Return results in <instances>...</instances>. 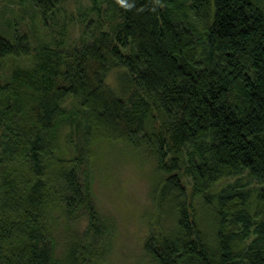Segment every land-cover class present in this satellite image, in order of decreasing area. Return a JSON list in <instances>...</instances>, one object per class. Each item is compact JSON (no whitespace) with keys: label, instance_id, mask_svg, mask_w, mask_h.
Listing matches in <instances>:
<instances>
[{"label":"trees","instance_id":"1","mask_svg":"<svg viewBox=\"0 0 264 264\" xmlns=\"http://www.w3.org/2000/svg\"><path fill=\"white\" fill-rule=\"evenodd\" d=\"M26 1L46 20L63 0ZM187 1L188 13H182V5L170 0H118L113 43L81 50L62 74L65 84L57 83L59 54L43 48L36 70L15 75L17 87H0V264H97V245L111 235L112 221L99 215L80 181L79 158L62 156L59 127L47 120L76 94L97 122L123 127L124 139L167 175L162 189L170 193L176 230L165 236L150 228L143 244L150 264H264V243L243 255L234 250L240 229L264 218V188L252 212L245 193L218 194L213 204L210 193L213 184L243 171L264 181V0ZM196 24L203 28L201 51ZM30 53L25 33L0 36V65ZM86 60L97 64L92 76ZM113 68L120 97L105 84ZM27 86L43 99L35 119L29 113L19 118ZM143 97L157 102L167 129L146 130ZM184 152L193 195L211 208L213 241L200 229L181 183ZM80 219L87 221L83 233L71 229ZM57 227L65 233L60 253Z\"/></svg>","mask_w":264,"mask_h":264},{"label":"rangeland","instance_id":"2","mask_svg":"<svg viewBox=\"0 0 264 264\" xmlns=\"http://www.w3.org/2000/svg\"><path fill=\"white\" fill-rule=\"evenodd\" d=\"M170 4H181L182 13L187 12V0H170ZM179 20H184L182 14H179ZM119 22L118 0H63L46 20L40 10L26 0H0V36L12 39L16 32L25 33L31 44L28 56L7 57L1 62L0 87H17L15 75L36 70L43 48L59 54L57 83L65 84L62 74L67 65H75L80 51L91 48L94 43L112 44ZM196 27L199 30L197 44L201 51L204 45L203 28L198 24ZM128 49H124V53H128ZM81 62L84 60L81 59ZM86 62L91 66L92 76L97 64L93 60ZM117 78L118 70L110 69L105 74V84L115 96L120 97ZM21 92L26 93L23 96L24 102L27 101L19 118H25L29 113L28 116L35 119L42 106L41 93L29 86L22 87ZM140 98L142 95L135 102L139 104ZM143 98L147 111L146 130L151 133L167 129L169 123L157 102ZM89 105L85 106L80 94L68 95L51 111L47 120L49 126L59 127L58 150L62 156L79 158V178L89 188L97 212L102 218L112 221L111 235L101 238L97 245L100 249L97 264H150L143 251L150 228L165 236L172 235L176 230V211L171 205L170 193L167 195L165 188L162 189L167 175L157 171L154 159L142 148H135L124 139L120 132L123 127H109L97 122ZM183 156L181 183L190 209H194L200 229L213 241L211 208L193 195L188 155L184 152ZM262 188L264 181L257 182L243 171L213 184L211 201L213 204L218 194L228 191L242 192L251 204L249 211L252 212L253 203ZM256 223L263 224L264 218L255 220L249 230L240 229V238L234 244L236 253L243 255L249 247L264 243V228L257 227ZM55 224L63 225V222L57 219ZM86 226V219H80L71 229L83 233ZM56 235L59 241L57 252L60 253L65 233L57 227Z\"/></svg>","mask_w":264,"mask_h":264}]
</instances>
